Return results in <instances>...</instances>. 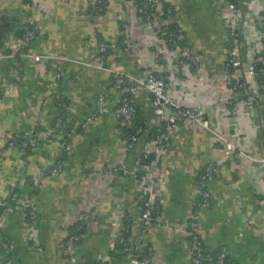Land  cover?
<instances>
[{"label":"crops","instance_id":"0c3cea01","mask_svg":"<svg viewBox=\"0 0 264 264\" xmlns=\"http://www.w3.org/2000/svg\"><path fill=\"white\" fill-rule=\"evenodd\" d=\"M171 1L181 7L176 21L200 64L187 72L170 64L169 92L181 104L208 106L216 131L185 122L174 135L162 157L158 186L162 224L143 232L142 244L151 247L150 255L159 264L191 263L190 235L175 227L183 225L194 209L198 175L207 165L217 164L220 171L209 182L212 204L204 214L205 247L211 253L225 249L232 264H264V101L252 113L248 105L232 109L225 98L226 0ZM240 2L251 5L250 0ZM33 4L39 5L40 15L31 49L51 55V60L10 56L19 29L34 13ZM90 6L87 0H0V203L11 200L22 183V197L32 198L39 211L37 222L29 227L23 206L14 205L5 218L0 204V264L8 259L13 264H67L66 239L82 229L77 250L87 254L77 255L74 264H85L88 252L91 264L102 257L110 258L111 264H127L111 249L122 234V218L138 219V179L104 169L125 162L134 170L136 153L129 152L124 125L115 111L119 92L112 72L90 63L99 39H121L119 19L124 8L148 67L159 68L163 60L154 34L133 5L109 0L103 14L92 12ZM110 58L111 66L135 76L146 70L135 51L125 46L113 48ZM102 92L112 110L93 117ZM139 95L142 119L156 126L151 93L142 90ZM60 98L67 104L60 138L45 139L42 133L52 129ZM219 134L240 147L228 155ZM30 136L37 143L26 151L21 142ZM242 150L249 155L242 156ZM58 161L63 162L59 174L51 171ZM133 234L141 235L136 227ZM4 240L14 245L11 252Z\"/></svg>","mask_w":264,"mask_h":264},{"label":"built area","instance_id":"2783aa9c","mask_svg":"<svg viewBox=\"0 0 264 264\" xmlns=\"http://www.w3.org/2000/svg\"><path fill=\"white\" fill-rule=\"evenodd\" d=\"M106 0H87L88 4L96 9L104 7ZM109 2V0H108ZM251 5L243 6L240 0H226L228 9V46L226 60V95L225 98L232 109H239L243 105H248L252 113L258 110L264 101V0H250ZM123 5L129 3L136 10V14L143 24L151 30L157 42L158 55L162 57V62L158 63L159 68L148 67V63L142 52V44L134 39L131 34L130 20L127 18V10H122L123 25H120L121 39L107 40L101 38L97 42V54L90 64H96L106 68L113 74V84L118 90L119 95L115 100V111L120 117L125 128V141L129 152L136 153V167L133 170L127 163L120 164L111 168H105L104 171L113 170L130 174L138 179L136 188V197L140 206L138 219L133 221L129 216L122 218V234L116 245H120L118 253L123 256L127 264H159L154 260L150 253H145V246L142 244V233L162 224L156 213L162 209L161 192L158 187L162 178L161 166L162 157L169 150L176 132L182 128L185 122L196 123L204 128L215 130L213 121L210 117V108L202 104L186 105L176 101L168 89V72L170 64H174L180 71L187 72L190 67L200 64L197 55L192 46L183 44L187 37L186 32L181 30L174 31L170 28L176 20V16L181 13V7L171 0L167 4L160 0H141L137 3L135 0H122ZM258 4L255 6V4ZM109 4V3H108ZM39 5L33 4V15L28 20V25L24 26V33L16 36L14 39L10 56L12 57H33L38 61L51 60L53 57L49 54H38L32 51L31 45L36 38V27L38 24V15H40ZM90 6V7H91ZM108 7V5H107ZM106 7V8H107ZM129 8V7H128ZM98 13V12H94ZM125 46L138 55L139 64H144L146 70L143 75L135 76L132 73L111 66L113 64L110 58V52L113 48ZM57 78L62 77L58 71ZM12 87H9V90ZM142 90L151 93V106L157 116L156 126L145 121V126L137 122L138 115L141 114V106L137 97ZM1 92V89H0ZM65 96L64 94H62ZM259 101V102H258ZM65 101L59 99V110L55 115L52 129L43 132L45 139L60 138V128L64 125L63 109L66 108ZM112 110L107 95L102 92L96 99V105L92 116H98L108 113ZM170 110V113L167 111ZM153 128H157L156 134ZM216 131V130H215ZM218 132V131H217ZM220 135V134H219ZM220 138L226 142V151L228 155L235 152L240 144L235 140H227L223 135ZM10 145L13 140L8 138ZM37 139L30 136L23 139L22 147L27 149L35 147ZM2 145L0 144V149ZM242 156L249 155L242 150ZM153 158L146 164L143 159ZM63 170V162L58 161L51 171L59 174ZM220 169L217 164L207 165L196 181V200L194 209L190 213L188 220L183 225H176L177 230L187 231L191 238V250L193 259L189 264H201L207 257V264H228L227 251L221 250L217 255L204 254V240L202 230L204 228V214L212 204V193L209 188V182L215 178ZM12 204V200H3L0 204L6 210V216L15 206H23L28 214V226L33 227L38 220L39 211L32 198L18 197ZM88 214L85 217L88 218ZM140 230L141 235L133 234L134 228ZM76 230L69 233L65 245L64 256L67 264H74L78 260L77 246L82 239L83 233ZM125 232L130 235L126 236ZM4 245L8 252L14 249V245L4 240ZM110 260L108 257H102L98 260L99 264ZM98 262L94 263L97 264ZM6 264H13L12 259H8Z\"/></svg>","mask_w":264,"mask_h":264},{"label":"trees","instance_id":"16d2710c","mask_svg":"<svg viewBox=\"0 0 264 264\" xmlns=\"http://www.w3.org/2000/svg\"><path fill=\"white\" fill-rule=\"evenodd\" d=\"M28 2H30V0H27ZM137 3H139V2H141V0H135ZM161 2H163V3H166L167 4V0H160ZM233 1H236V0H233ZM108 0H106L105 2H103V5H104V7H102V9H100V8H98V9H96L95 7H92L91 6V10H92V12H98V14H103V13H105L106 12V7H107V5H108ZM28 24H26L25 26H27ZM119 25H123L122 24V21H120L119 20ZM170 28H172V30L174 29V31H177V30H181V31H183V32H185V30L181 27V25L178 23V21H174L172 24H171V26H170ZM23 33H24V27H22V28H20L19 29V31H18V35L19 36H21V35H23ZM36 35H37V27H36ZM121 38H122V36H121ZM189 43V39H188V37H186L185 39H184V41H183V44H188ZM137 122L140 124V125H143V126H145V121L142 119V114H139L138 115V118H137ZM153 130H154V132L157 134L158 133V130H157V128H153ZM30 148V147H29ZM26 151L28 150V148L27 149H25ZM153 158V155L151 156V157H148V158H146V159H143L144 160V162L146 163V164H148L150 161H151V159ZM203 171V170H202ZM201 174V173H200ZM199 174V175H200ZM199 175H198V177H199ZM198 177H197V179H198ZM197 181V180H196ZM21 182V181H20ZM23 185H22V183H19V185H17L16 186V188H15V190H14V193H13V196H12V198H11V200H12V204H14V203H16L15 201L17 200V198L18 197H20V196H22V193H23V191H22V189H23V187H22ZM163 206V205H162ZM162 212V210H161V208H160V212H158V213H156V217L158 216V215H160V213ZM82 232H83V229L81 230ZM72 232H74V231H72ZM72 232H70V233H72ZM124 234H126V236H128V235H130V233L129 232H125ZM120 247V245H112V249H111V252L112 253H114V256L116 255V257H120V258H122L123 256H121V254H119L118 253V248ZM145 253H150L151 254V252H152V250H151V247H146L145 246ZM221 250H224V249H220V250H217L215 253H211V252H209L207 249H206V247H205V243H204V254H205V256H207V255H212V256H215V255H217ZM111 261L110 260H107V261H105V262H103V263H101V264H111L110 263ZM227 262H228V264H232V262L229 260V257L227 256ZM208 263V259H207V257H205L203 260H202V262H201V264H207ZM97 264H99V262L97 263Z\"/></svg>","mask_w":264,"mask_h":264},{"label":"water","instance_id":"95a60500","mask_svg":"<svg viewBox=\"0 0 264 264\" xmlns=\"http://www.w3.org/2000/svg\"><path fill=\"white\" fill-rule=\"evenodd\" d=\"M77 254L78 255H84V254H87V250H80L78 249L77 251ZM92 263V257L89 256V252H88V255H87V260L85 262V264H91Z\"/></svg>","mask_w":264,"mask_h":264},{"label":"rangeland","instance_id":"374dc122","mask_svg":"<svg viewBox=\"0 0 264 264\" xmlns=\"http://www.w3.org/2000/svg\"><path fill=\"white\" fill-rule=\"evenodd\" d=\"M123 8H124V6H123ZM121 10H122V9H121ZM121 10H120V12H122Z\"/></svg>","mask_w":264,"mask_h":264}]
</instances>
